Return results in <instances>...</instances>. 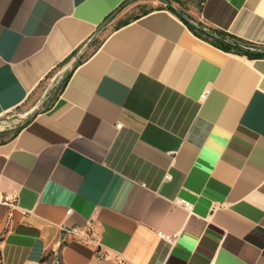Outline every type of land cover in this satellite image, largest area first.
I'll list each match as a JSON object with an SVG mask.
<instances>
[{
	"label": "crops",
	"instance_id": "0c3cea01",
	"mask_svg": "<svg viewBox=\"0 0 264 264\" xmlns=\"http://www.w3.org/2000/svg\"><path fill=\"white\" fill-rule=\"evenodd\" d=\"M132 1L0 0V117L67 69L0 142V263L264 264V59L185 23L264 47V0Z\"/></svg>",
	"mask_w": 264,
	"mask_h": 264
},
{
	"label": "rangeland",
	"instance_id": "374dc122",
	"mask_svg": "<svg viewBox=\"0 0 264 264\" xmlns=\"http://www.w3.org/2000/svg\"><path fill=\"white\" fill-rule=\"evenodd\" d=\"M163 3H165V7H169L168 5L170 4V0H133L129 4V7H127L129 9H127L128 12L125 14L124 18L133 17L135 14L145 12L155 6H163ZM178 3L181 4L182 1L179 0ZM176 8L183 11V9L177 5ZM66 72L67 69L62 66L51 75V80L46 81L43 85V87H47L46 96L40 98V90L27 103L15 110L3 114L0 117V142L12 138L18 129L32 116L34 111L42 109L51 102L52 97L59 91L61 82L64 80ZM48 262L49 264H61L58 252L52 253L49 256Z\"/></svg>",
	"mask_w": 264,
	"mask_h": 264
},
{
	"label": "trees",
	"instance_id": "16d2710c",
	"mask_svg": "<svg viewBox=\"0 0 264 264\" xmlns=\"http://www.w3.org/2000/svg\"><path fill=\"white\" fill-rule=\"evenodd\" d=\"M173 11L172 8H168ZM193 31L195 35L201 39L211 43L212 45L220 48L225 52L234 53L241 56H246L249 59H264V47H259L253 43L247 42L245 40L230 36L229 34L220 31L207 28L201 24H190L188 21L185 22ZM30 119H28L15 133V135L24 128ZM13 135V137L15 136ZM51 253H48L44 260L48 259Z\"/></svg>",
	"mask_w": 264,
	"mask_h": 264
},
{
	"label": "built area",
	"instance_id": "2783aa9c",
	"mask_svg": "<svg viewBox=\"0 0 264 264\" xmlns=\"http://www.w3.org/2000/svg\"><path fill=\"white\" fill-rule=\"evenodd\" d=\"M207 95L205 91L201 98L203 99ZM120 128V126H117ZM186 208H190L188 204H185ZM25 214L26 212L21 210L18 205V197L15 193H5L0 195V238L11 231L15 225V213ZM60 231L63 236L75 237L82 241H91L90 227L85 234H79V229L76 227L61 226ZM171 240V238H167ZM99 257H104V252L98 250ZM1 264V263H0Z\"/></svg>",
	"mask_w": 264,
	"mask_h": 264
}]
</instances>
